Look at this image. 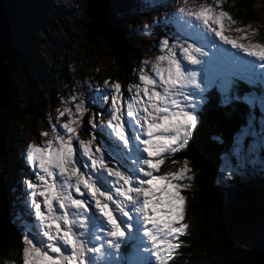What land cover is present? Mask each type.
I'll use <instances>...</instances> for the list:
<instances>
[{
  "label": "snow or ice",
  "instance_id": "snow-or-ice-1",
  "mask_svg": "<svg viewBox=\"0 0 264 264\" xmlns=\"http://www.w3.org/2000/svg\"><path fill=\"white\" fill-rule=\"evenodd\" d=\"M137 3L144 9L157 6L153 0ZM187 16L203 21L206 31L214 32L233 49L264 58V47L240 45L222 36L219 26L227 22L223 11L217 14L212 7H204ZM154 25L162 26L159 17L139 27L148 33ZM196 27L193 24L192 31L178 40L165 32L158 42L157 49L165 54L156 61L168 63L167 69L152 65L162 92L155 90L156 81L147 73L139 76L131 97L123 95L120 83L106 80L107 87L96 90L89 107L80 101L74 111L71 107L58 110L57 119L68 117L59 125L63 134L53 126L45 143L26 146L22 158L28 171L17 181L18 201L25 215L34 214L38 224L21 222L23 264H97L95 257L102 251L108 257L107 264H153L148 254L155 264H168L185 233L186 225L181 222L185 198L177 182L184 180L188 169L159 175L162 157L189 145L200 123L199 113L211 102L212 92L217 94L219 107L242 103L249 108L259 105L264 111V94L252 91L242 95L236 83L239 79L253 84L254 65L231 53H221ZM178 57H182L180 62ZM183 61L199 66L200 71L182 70ZM144 66L142 62V72ZM260 79L264 82V75ZM90 108L93 117L84 121ZM81 127L91 138L80 140L79 148L74 149ZM244 135L246 131L233 149L241 168ZM225 179L230 182L231 177Z\"/></svg>",
  "mask_w": 264,
  "mask_h": 264
},
{
  "label": "trees",
  "instance_id": "trees-1",
  "mask_svg": "<svg viewBox=\"0 0 264 264\" xmlns=\"http://www.w3.org/2000/svg\"><path fill=\"white\" fill-rule=\"evenodd\" d=\"M15 1L19 16L12 25L14 42L9 61L13 94L8 105L0 109V153L3 152L6 160L0 174V264H9L11 261L19 264L20 259V233L14 219L18 214L25 213V209L13 197L16 191L12 192L9 188L12 183L9 175L24 165L23 158L14 155L15 147L23 143L25 136L32 134L34 122L43 116L46 101L54 98L56 78L66 76L64 78L70 80L61 62L46 64L38 47L44 37L37 34L33 25L43 15L42 7L50 9L53 6L58 10L63 9L62 4H54L52 0ZM238 1L239 6L247 11L246 16L255 19V0ZM120 31L121 42L110 47L109 56L120 65L118 76L126 92L125 84L134 83V76L130 72L133 60L135 63L138 61L134 52L140 50L142 39L123 35L121 26ZM85 39L88 41L87 37ZM236 83L242 95L252 91L264 94V88H255L257 85L244 86L238 79ZM129 90L132 92L133 88ZM210 95L211 102L199 113L200 123L189 145L165 157L161 167L163 175L179 171L184 164L190 165L195 172L191 196L195 217L186 220L189 226L172 264H230L239 256L254 251L264 240L254 239L252 248L248 250L236 247L255 233L264 235V194L247 189L236 176L234 181L239 184L233 193L220 182L224 159L232 157L237 136L244 131L252 114L256 115L257 111L242 103L230 108L219 107L216 92ZM95 111L99 112V109ZM213 137H219V140Z\"/></svg>",
  "mask_w": 264,
  "mask_h": 264
},
{
  "label": "rangeland",
  "instance_id": "rangeland-1",
  "mask_svg": "<svg viewBox=\"0 0 264 264\" xmlns=\"http://www.w3.org/2000/svg\"><path fill=\"white\" fill-rule=\"evenodd\" d=\"M52 1L54 4H62L63 9L57 10L53 6H51L50 9H46L45 7L41 8L43 15L33 23L34 29L38 32L37 34L44 37L39 41L38 47L47 65H54L59 61L66 67V72L70 80H66V78H64L66 76L56 78L54 81V98L52 101H46L43 116L38 117L34 122L32 134L25 136L20 146L16 145L14 150V155L16 157L22 158V154L28 144L34 146L42 145L47 139L51 138V128L53 126H56L58 132L63 134V130L59 128V125L66 123L68 117L65 115L57 119L59 116L58 110L71 107L74 111L75 105L80 101H84L85 107H89L91 105L92 95L95 94L96 90L107 87L104 85V81L106 80L109 81V84L112 82L120 83L123 95L131 97L135 94V86L139 83V76L147 73L156 81L157 87L155 90L162 92V88L159 86V77L152 71V65L157 64L158 67L167 69L168 63L167 61L157 63L156 57L164 55L165 53L163 49L158 50L156 46L158 42L163 39L165 32L178 40L185 33L192 31L193 24L197 25L196 31L207 36V40L213 41L221 53H231L241 62H250L254 65L255 76L253 84L238 79L239 82L244 86L253 87L257 85L255 88H264V82L260 79L261 76L264 75V58L250 57L247 53L243 52L242 49H233L231 45L225 44L219 38L215 37L214 32L206 31L203 21H196L194 16L192 19H189L187 16V13L191 12L194 14L204 7H212L213 11L217 14L223 11L226 14L227 22L219 26L222 36L227 39H232L240 45H260L264 47V0H255L254 2L253 14L255 19L246 16L247 11L239 6L238 0H153L154 4L157 6L150 9H144L141 4L137 3V0L110 1L108 7L115 11V16L121 21L123 35L142 39L139 44L140 50L134 52L138 61L135 63V60H133L130 72L132 76H134V83L128 82L125 84L126 92H124V85L118 76L120 65L116 64V62L110 58V47L106 45L104 39L101 36L95 37L91 42L85 39L87 35L86 26L91 21L84 15L86 2L88 0ZM165 4L167 5L166 7L163 6ZM180 9H184V12H180ZM166 13L168 14L167 16H165ZM157 17L162 21V26L154 25L148 33H145L143 29L139 27L140 25L155 20ZM207 40H201L200 43H207ZM187 42L191 41L189 40ZM197 46H199V44H197ZM55 47H57V50ZM205 50L208 51L210 49L206 48ZM211 50L216 51V49ZM201 59H203V57H201ZM181 60L182 57H178V62ZM142 62L146 65L143 67V72L141 71ZM181 68L182 70L200 71L199 66L188 65L187 61H183ZM164 76L167 77L166 71ZM131 87L133 88L132 92L129 90ZM256 94L261 95L260 93ZM140 95L141 98L146 101L143 92H141ZM73 97H75V99H73ZM253 109L257 111V114L255 115L251 111L253 113L252 116H254H251L249 124L244 129L247 135L243 136V145L240 153L241 163L244 167H239L232 150V157L227 156L224 159L220 173V182L232 193L235 191V186L239 184L234 181L236 176V178L239 177L242 180V185L247 187V189L253 190V192L261 191L262 195L264 194V111L261 110L259 105L255 106ZM123 110L126 116L127 102ZM92 117L93 110L90 108V110L85 113L83 120L87 121ZM244 131L241 132L237 138L243 135ZM40 133H48L49 135L42 136ZM76 135L79 139L74 141V149L79 148L80 140L87 141L91 138V133L86 131L83 127L77 131ZM105 140H107V137H105ZM236 146L235 144L234 148ZM162 158L164 159L165 157ZM5 161L2 152L0 153V174L5 167ZM249 161H252V163H249ZM162 164L157 171L159 175H163L161 168ZM183 168H187L188 171L185 173L184 180L177 183L181 187V194L185 198V203L183 205L184 218L181 222L186 225V233L189 226L187 225V218L190 219V217H195L193 208L191 207L195 172L188 164H184L179 170ZM233 169H235V171H232ZM27 171L25 167H21L20 169H14L9 175V181H12V183L10 182L11 186L9 188L12 192L16 191L13 195L14 199H18L19 196V192L17 191L18 184H15V182L20 179L22 172ZM188 177H191V179L189 180ZM226 177H231L230 182L225 179ZM185 184L187 187H184ZM18 215L19 216L14 219V223L20 233L19 264H23L22 250L24 245L22 243L21 222L30 221V226L38 224V222L35 221L34 214L30 216H26L25 213ZM182 237L183 235L178 239L177 248L180 245ZM254 239H264L263 233L258 232L253 234L251 238L242 240L237 244V249L248 250L252 248ZM177 248L169 259L168 264H172L173 259L177 257ZM111 251L113 256H115V250ZM148 255L149 259H152L153 264H155L154 258H152L150 254ZM95 259L97 260V264H107L108 261V257L103 251L99 253ZM9 264H14V261H11Z\"/></svg>",
  "mask_w": 264,
  "mask_h": 264
},
{
  "label": "water",
  "instance_id": "water-1",
  "mask_svg": "<svg viewBox=\"0 0 264 264\" xmlns=\"http://www.w3.org/2000/svg\"><path fill=\"white\" fill-rule=\"evenodd\" d=\"M112 0H88L84 15L91 21L87 24V39L91 42L101 36L108 47L121 42V22L108 7ZM19 11L15 0H0V109L6 107L13 94L9 61L13 45L12 25ZM230 264H264V240L252 252L239 256Z\"/></svg>",
  "mask_w": 264,
  "mask_h": 264
},
{
  "label": "bare ground",
  "instance_id": "bare-ground-1",
  "mask_svg": "<svg viewBox=\"0 0 264 264\" xmlns=\"http://www.w3.org/2000/svg\"><path fill=\"white\" fill-rule=\"evenodd\" d=\"M113 14L115 15V13L113 12Z\"/></svg>",
  "mask_w": 264,
  "mask_h": 264
}]
</instances>
